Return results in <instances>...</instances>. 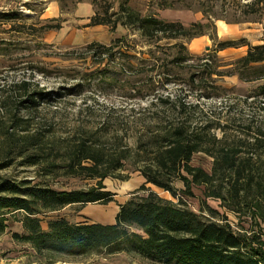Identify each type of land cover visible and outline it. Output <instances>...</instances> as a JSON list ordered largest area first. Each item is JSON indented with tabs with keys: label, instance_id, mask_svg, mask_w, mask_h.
Wrapping results in <instances>:
<instances>
[{
	"label": "rangeland",
	"instance_id": "1",
	"mask_svg": "<svg viewBox=\"0 0 264 264\" xmlns=\"http://www.w3.org/2000/svg\"><path fill=\"white\" fill-rule=\"evenodd\" d=\"M124 1L142 16L153 14L185 26L211 18L215 26L213 31L212 28L208 31L220 41L245 38L250 44H259L264 39L262 23L254 16H240L233 0H0V12L13 11L19 17L0 22V162L7 163L0 169L1 177L36 181L60 190L95 187L97 179L66 172L63 159L67 150L78 141L90 145L105 143V152L115 155L122 147L119 142L122 134H114L115 130L122 125L125 128L131 109L145 107L150 98L159 95L168 94L171 98L196 104L197 115L219 120L228 142L264 134V96L260 95L264 80L258 79L254 70L244 72L242 78L233 72L235 60L244 55L246 46L216 51L215 42L208 35H202L185 41L189 53L200 58L192 61V67L170 64L176 56V48L172 46L150 45L137 33L120 26L113 31L108 25L89 24L91 16L102 15L107 8L108 13H112ZM203 10L209 17H205ZM116 37H125L128 45L123 48L122 58L115 56L120 60L108 62L86 48L92 42L108 45ZM163 43L167 40H162L159 45ZM168 43L171 45L174 41ZM153 56L167 63L172 74L170 78L178 84L162 86L159 82L153 90L131 91L129 87L143 78L141 72L146 65L142 61ZM203 58L214 62L210 65L214 68L212 81L203 80L191 85L189 74L203 68ZM120 63L126 64L125 73L118 74L120 80L116 83L106 84L108 81H103L100 76L117 72ZM154 74L152 78L156 79L158 76ZM20 79H27L30 89L38 87L44 92L65 94L40 102L35 109H26L19 103V92L12 86ZM214 87L218 89L211 91ZM205 93H212V97L205 98L202 96ZM108 115L111 117L108 126L98 130ZM126 133L127 143L131 146L134 131ZM215 133L222 135L218 130ZM31 136L41 139L40 144L31 145ZM242 147L245 151L254 149ZM256 150L261 155L264 169V151ZM37 154L41 156L40 162L28 164L27 157ZM191 164L209 173L212 158L196 153ZM139 165L131 151L123 168L103 180L105 190L113 193V202L66 206L58 212L40 214L42 227L46 228V221L52 217H63L70 223H112L118 205L124 203L143 181L135 170ZM147 186L160 197L176 203L169 193L153 185ZM202 190V187H192L193 196H183V206L199 213ZM203 202L217 212L215 220L224 215L234 231L246 235L260 233V239L264 240L263 224L259 227L250 216L235 215L220 206L217 200ZM202 214L207 216L205 210ZM18 218L11 216L0 236V264H158L124 252L54 260L55 257L37 253L29 244L11 237L12 233H22Z\"/></svg>",
	"mask_w": 264,
	"mask_h": 264
},
{
	"label": "trees",
	"instance_id": "2",
	"mask_svg": "<svg viewBox=\"0 0 264 264\" xmlns=\"http://www.w3.org/2000/svg\"><path fill=\"white\" fill-rule=\"evenodd\" d=\"M233 1L240 16L257 17L264 26V0ZM203 14L209 17L204 10ZM16 16L13 11L0 12V22L16 20L19 18ZM89 24L108 25L113 31L120 26L137 33L150 45L172 46L176 48V56L170 64L188 68L192 67V61L200 59L189 53L185 46V41L194 37L208 35L215 42L216 51L246 46L244 55L235 60L233 72L242 78L244 72L254 70L257 78L264 80V39L259 44H250L245 38L217 40L208 31L209 28L213 31L215 26L211 18L185 26L153 14L142 16L124 1L112 13H108L107 8L102 15L91 16ZM162 40L167 43L159 45ZM171 41L174 43L169 45ZM126 46L125 37H116L108 45L92 42L86 48L94 55L114 62L124 56L122 52ZM202 60L203 68L189 74L191 85L203 80L212 81L214 68L210 65L214 62L207 58ZM142 62L146 65L141 72L143 78L129 87L131 91L153 90L159 82L162 86L178 84L170 78L172 74L162 59L153 56ZM125 70L126 64L120 63L117 72L100 77L110 85L120 80L118 74L123 75ZM153 72L158 76L156 79L152 78ZM12 86L19 92V103L26 109H35L40 102L65 94L44 92L38 87L30 89L27 79L13 82ZM260 89V95L264 96V83ZM202 96L210 98L212 93ZM197 109L196 104L171 98L168 94L153 96L145 107L130 110L125 128L122 125L115 130L114 134H122L119 137L122 147L115 155L105 152V143H75L64 155L65 170L69 174L97 179L96 186L87 190L53 189L36 181H16L0 176V236L5 232L8 219L18 216L22 233H12L11 237L29 244L37 253L55 257L54 260L124 252L158 264H264V240L260 239V233L246 235L234 231L226 216L215 220L217 212L203 202L217 200L220 206L235 215L250 216L257 226L264 225V169L261 155L256 150L264 151V134L228 142L219 120L197 115ZM106 117L98 130L108 126L111 117ZM129 130L134 131L131 146L127 143L126 132ZM217 130L222 132L221 136L216 135ZM31 137V145L40 144L41 139ZM242 146L254 149L245 151ZM131 151L140 164L135 170L143 181L124 203L118 205L112 223H70L63 217H52L46 221V228L42 227L40 214L58 212L66 206L113 202V193L105 190L103 180L123 168ZM196 153L212 158L209 173L191 164ZM40 157L38 154L28 156L27 163L38 164ZM6 166L7 163L0 162V169ZM147 185L169 193L176 203L160 197ZM192 187L203 188L199 213L183 206V196H193ZM203 210L207 216L202 214Z\"/></svg>",
	"mask_w": 264,
	"mask_h": 264
}]
</instances>
